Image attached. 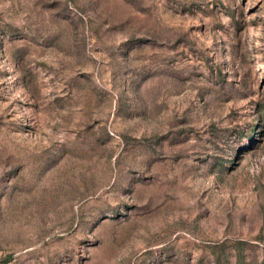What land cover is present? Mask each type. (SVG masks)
<instances>
[{
  "label": "rangeland",
  "instance_id": "obj_1",
  "mask_svg": "<svg viewBox=\"0 0 264 264\" xmlns=\"http://www.w3.org/2000/svg\"><path fill=\"white\" fill-rule=\"evenodd\" d=\"M0 264H264V0H0Z\"/></svg>",
  "mask_w": 264,
  "mask_h": 264
}]
</instances>
